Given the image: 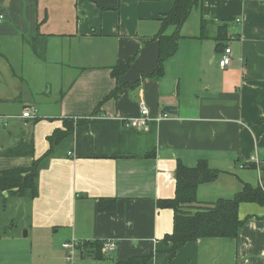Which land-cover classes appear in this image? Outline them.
<instances>
[{"label":"crops","instance_id":"1","mask_svg":"<svg viewBox=\"0 0 264 264\" xmlns=\"http://www.w3.org/2000/svg\"><path fill=\"white\" fill-rule=\"evenodd\" d=\"M65 3L0 0V169L30 166L65 118H87L75 127L68 154L41 169L25 234L0 235V264H67L63 243L97 240L116 246L102 250L103 259L79 250L78 264L149 254L146 264H264L263 206L240 204L236 238H200L171 257L164 237L173 231L174 210L157 205L175 196L178 160L195 167L205 159L222 170L199 186L198 205L259 184L258 170L241 164L253 155L264 161V0H201L159 78L144 73L157 66L156 36L173 0ZM226 22L227 38L219 41ZM227 46L232 61L222 68ZM121 61H130L129 69L112 76ZM141 101L147 126L127 125ZM166 105L176 112L159 119ZM28 107L38 109L39 120L22 117ZM23 140H34V157L5 155ZM152 150L156 156L146 157ZM104 197L117 200L114 211L100 210Z\"/></svg>","mask_w":264,"mask_h":264},{"label":"trees","instance_id":"2","mask_svg":"<svg viewBox=\"0 0 264 264\" xmlns=\"http://www.w3.org/2000/svg\"><path fill=\"white\" fill-rule=\"evenodd\" d=\"M201 0H173L171 10L162 20V25L156 38H159V57L156 68L150 73H144L151 78H159L164 74L165 60L177 50V40L180 37V30L191 14L194 7L198 6ZM226 22L218 27L216 38L224 41L227 38ZM174 28L172 34H167L168 29ZM204 28V19L202 22ZM222 44H219L220 46ZM130 61L119 62L112 68V76L119 78L129 69ZM119 87H116L106 96L91 114L100 113V105L108 98L116 96ZM39 120L38 117L34 118ZM87 118H65L63 128H56L47 137L49 148L39 158H34L32 164L27 167H13L0 169V196H21L34 199L39 195V173L43 167L47 166L51 158L61 151L68 154L74 129L77 125L85 122ZM5 155L35 156L34 140H23ZM155 157L156 151L152 150L145 155ZM222 170L210 166L205 159L198 161L195 167L186 166L178 160L175 170L176 190L173 198L159 199L157 205L160 208H172L174 210V227L170 234L164 237L165 242H170V256L186 243L196 241L200 238L222 237L236 238L239 230L244 224V220L239 217V206L244 202H254L264 207V190L260 185L244 183L242 189L232 198H218L206 205H198V188L200 185L216 180ZM99 207L101 211H114L117 208L115 198H100ZM196 209L191 210L190 208ZM103 241H83L79 245V250L83 257L103 259ZM152 254L147 256L131 257L116 264H146Z\"/></svg>","mask_w":264,"mask_h":264},{"label":"built area","instance_id":"3","mask_svg":"<svg viewBox=\"0 0 264 264\" xmlns=\"http://www.w3.org/2000/svg\"><path fill=\"white\" fill-rule=\"evenodd\" d=\"M241 19H237L239 22ZM231 48L227 46L222 53L220 58L219 64L222 68H226L231 64L232 55H231ZM169 114L164 113L160 115L159 119L162 117H167ZM22 117L34 119L38 117V109L36 107H28L24 109L22 112ZM150 120V112L148 107L146 106L144 101L140 102V115L137 117L129 118L126 121L127 125L136 127V128H143L146 127ZM241 167H254L259 172V184L264 190V161H261L258 156L253 155L249 158V160L245 161L241 164ZM82 242H65L63 243V247L67 249L68 253L66 255L67 264H78L77 262V254L79 252V245ZM116 246V242L114 240H105L103 241V248L104 252H108L113 250Z\"/></svg>","mask_w":264,"mask_h":264},{"label":"rangeland","instance_id":"4","mask_svg":"<svg viewBox=\"0 0 264 264\" xmlns=\"http://www.w3.org/2000/svg\"><path fill=\"white\" fill-rule=\"evenodd\" d=\"M66 5L71 8L72 0H64ZM31 216V199L21 196H0V235L6 233L25 234L23 228ZM35 250L38 244L34 243Z\"/></svg>","mask_w":264,"mask_h":264},{"label":"water","instance_id":"5","mask_svg":"<svg viewBox=\"0 0 264 264\" xmlns=\"http://www.w3.org/2000/svg\"><path fill=\"white\" fill-rule=\"evenodd\" d=\"M174 106L173 105H166L165 107H164V112H166V113H175L176 111L174 110Z\"/></svg>","mask_w":264,"mask_h":264}]
</instances>
